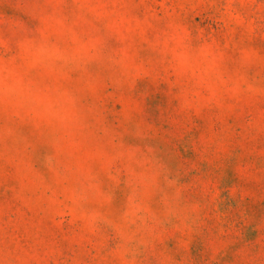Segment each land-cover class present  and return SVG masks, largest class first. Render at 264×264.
<instances>
[{"label":"rangeland","instance_id":"374dc122","mask_svg":"<svg viewBox=\"0 0 264 264\" xmlns=\"http://www.w3.org/2000/svg\"><path fill=\"white\" fill-rule=\"evenodd\" d=\"M0 264H264V0H0Z\"/></svg>","mask_w":264,"mask_h":264}]
</instances>
